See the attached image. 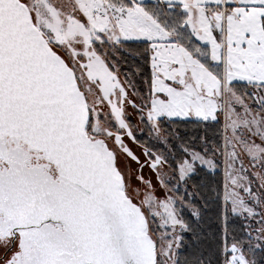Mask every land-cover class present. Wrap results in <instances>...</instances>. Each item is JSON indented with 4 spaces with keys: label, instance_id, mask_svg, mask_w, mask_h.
Returning <instances> with one entry per match:
<instances>
[{
    "label": "snow or ice",
    "instance_id": "1",
    "mask_svg": "<svg viewBox=\"0 0 264 264\" xmlns=\"http://www.w3.org/2000/svg\"><path fill=\"white\" fill-rule=\"evenodd\" d=\"M0 264H264V0H0Z\"/></svg>",
    "mask_w": 264,
    "mask_h": 264
},
{
    "label": "trees",
    "instance_id": "2",
    "mask_svg": "<svg viewBox=\"0 0 264 264\" xmlns=\"http://www.w3.org/2000/svg\"><path fill=\"white\" fill-rule=\"evenodd\" d=\"M188 134L189 135H192V134H194V130H193V127L192 126H189V128H188Z\"/></svg>",
    "mask_w": 264,
    "mask_h": 264
},
{
    "label": "rangeland",
    "instance_id": "3",
    "mask_svg": "<svg viewBox=\"0 0 264 264\" xmlns=\"http://www.w3.org/2000/svg\"><path fill=\"white\" fill-rule=\"evenodd\" d=\"M132 119L136 120V117L133 115ZM133 167H135V165H133ZM145 175H147V170H145Z\"/></svg>",
    "mask_w": 264,
    "mask_h": 264
}]
</instances>
